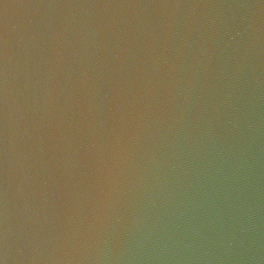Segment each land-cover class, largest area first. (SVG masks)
Segmentation results:
<instances>
[{"label": "water", "instance_id": "1", "mask_svg": "<svg viewBox=\"0 0 264 264\" xmlns=\"http://www.w3.org/2000/svg\"><path fill=\"white\" fill-rule=\"evenodd\" d=\"M72 4L0 0V264L41 261L44 151L53 140Z\"/></svg>", "mask_w": 264, "mask_h": 264}, {"label": "clouds", "instance_id": "2", "mask_svg": "<svg viewBox=\"0 0 264 264\" xmlns=\"http://www.w3.org/2000/svg\"><path fill=\"white\" fill-rule=\"evenodd\" d=\"M7 7V6H6Z\"/></svg>", "mask_w": 264, "mask_h": 264}]
</instances>
